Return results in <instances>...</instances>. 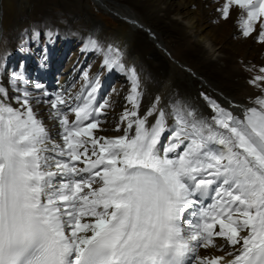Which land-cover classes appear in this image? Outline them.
Instances as JSON below:
<instances>
[{
	"label": "snow or ice",
	"instance_id": "1",
	"mask_svg": "<svg viewBox=\"0 0 264 264\" xmlns=\"http://www.w3.org/2000/svg\"><path fill=\"white\" fill-rule=\"evenodd\" d=\"M233 5L246 12L242 35L259 23L264 43V0H225L222 19ZM87 50L104 51L91 38ZM101 66L131 81L120 137L95 135L109 105L97 103L99 80L88 72L75 103L44 101L59 143L33 110L22 74L9 80L15 97L0 86V264H221L225 256L197 254L216 238L232 249L226 264H264V95L243 118L207 96L210 120L180 104L166 113L159 98L141 116L139 77L120 50L109 46ZM259 73L249 84L264 92V67Z\"/></svg>",
	"mask_w": 264,
	"mask_h": 264
},
{
	"label": "bare ground",
	"instance_id": "2",
	"mask_svg": "<svg viewBox=\"0 0 264 264\" xmlns=\"http://www.w3.org/2000/svg\"><path fill=\"white\" fill-rule=\"evenodd\" d=\"M224 3L225 0H0V86L8 89L10 98L15 97L17 93L9 80L13 74H22L33 94V110L59 143V125L49 115L50 104L44 101L62 95L73 98L75 103L74 98L85 88L83 73L88 72L90 80H99L97 103L107 100L109 105L99 117L100 129L95 135L120 137L126 128L121 116L126 108L131 109L126 100L131 81L126 71L101 66L112 46L120 50L125 68H134L139 77L141 116L159 98L158 107L166 113L172 105L180 104L210 120L213 113L204 99L207 96L243 118L245 110L255 106L250 101L264 95L249 84L264 67V43L257 42L259 23L250 36L242 35L239 22L241 17L246 18V12L238 7L231 6L228 19H222L218 9ZM93 30L98 32L102 52L82 51ZM49 32L53 34L51 41ZM36 33L39 35L34 38ZM70 54L72 59L66 61ZM35 83L43 88L35 89ZM44 91L49 93L47 97ZM68 118L71 122L75 116L69 112ZM152 123L154 117L149 118V125ZM173 123L169 116L168 125ZM117 126L120 131H116ZM215 244L216 247L200 248L197 254L208 258L225 256L221 264H226L232 259L226 253L232 249L222 238H216Z\"/></svg>",
	"mask_w": 264,
	"mask_h": 264
},
{
	"label": "rangeland",
	"instance_id": "3",
	"mask_svg": "<svg viewBox=\"0 0 264 264\" xmlns=\"http://www.w3.org/2000/svg\"><path fill=\"white\" fill-rule=\"evenodd\" d=\"M91 36H93V37H91ZM98 32L97 31H92V32H90L89 33V35H88V38L86 39V43H85V45L87 44V42H88V40H89V38H91V39H93V40H95V41H97L98 40ZM98 42V41H97ZM18 58H20V57H18ZM72 59V56H71V54L70 55H68L67 56V58H66V61H70ZM65 60V59H64ZM77 63V62H76ZM73 67H75V66H73ZM80 69V68H79ZM81 74L76 78V81H78L79 82V80H81ZM78 82H77V84H78ZM115 86L117 85L116 83L114 84ZM113 85V86H114ZM39 93V92H38ZM112 94V93H111ZM111 94H110V96L108 97V100H110L111 99ZM40 95V94H39ZM55 96V93H54V95L52 94V98ZM50 98H51V96H50Z\"/></svg>",
	"mask_w": 264,
	"mask_h": 264
}]
</instances>
